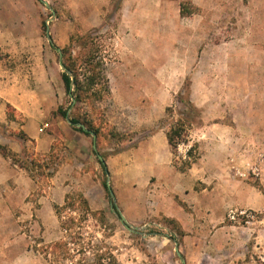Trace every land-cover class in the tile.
<instances>
[{"label": "rangeland", "instance_id": "obj_1", "mask_svg": "<svg viewBox=\"0 0 264 264\" xmlns=\"http://www.w3.org/2000/svg\"><path fill=\"white\" fill-rule=\"evenodd\" d=\"M86 34L97 37L110 95L73 112L59 61L70 39ZM0 91L21 93L29 107L39 103L43 134L59 136V125H67L58 109L90 120L99 130L97 153L105 159L135 151L147 158L152 151L139 147L151 139L159 144L190 107L187 142L175 154L169 147L171 165L176 170L191 147L196 157L182 191L147 186V203L129 211L116 201L119 211L111 209L105 191L102 208L91 210L78 187L67 190L56 211H35L69 156L60 138L44 155L33 143L25 146L15 166L37 188L22 200L17 184L0 183V264H95L99 257L102 264H181L174 248L184 258L182 233L152 216L169 211L175 194L176 201L183 199L179 211H226L228 225L249 229L250 254L264 264V0H0ZM22 125L0 99V147L27 142ZM83 137L97 161L91 137ZM81 171L106 181L100 168L83 165ZM118 213L139 234L128 232ZM69 219L64 231L61 222Z\"/></svg>", "mask_w": 264, "mask_h": 264}, {"label": "crops", "instance_id": "obj_2", "mask_svg": "<svg viewBox=\"0 0 264 264\" xmlns=\"http://www.w3.org/2000/svg\"><path fill=\"white\" fill-rule=\"evenodd\" d=\"M0 99L3 101L4 108L12 107L17 116L21 117L23 122L21 130L28 139L27 142L18 139L11 144L3 145V148H6L11 154L16 157L22 156L23 148L31 143H33V150L37 155L47 154L52 149L54 142L58 140L57 138H60L67 148L69 161L62 164L51 179V194L48 192L45 196L40 197V207L35 211H56L65 203L67 190L71 187H78L82 191L91 210L102 208V194L105 190L99 179L96 178L97 175L92 176L91 172L80 174L83 165H91L94 172H98L99 168L102 170L98 159L94 161L90 157L84 137L75 132L72 129L73 126L67 122L69 126L59 125V136L40 133L41 128L37 125L43 113L38 108L39 103L29 107L21 93L9 96L4 91H0ZM33 108L36 113L32 112ZM3 115L5 116L4 113ZM161 135L159 144H154V139H151L147 145L139 147L143 151H152L147 158L142 159L136 151L130 155L120 153L107 159L102 157L107 172L106 181L109 180L110 189L113 190L114 199L110 198L111 209L112 204L117 209L115 201L121 211H129L131 207H137L142 202L147 203L148 199L145 194L147 186L153 187L155 192L158 189L163 192L164 190L177 192L180 189L182 191L183 187L189 184L186 171L190 168L185 172H180L177 168L175 170L171 165L172 159L166 135L163 133ZM7 159L0 154V174L4 172L0 176V183L17 184L18 188H15V193L20 192L19 197L26 200L37 188V184L23 169L17 168L15 162H12L10 158ZM151 181L152 183H150ZM92 192H95L97 197H93ZM176 195L168 200L169 211H153L155 215L152 216L163 217L171 229L179 230L182 233L181 240L185 249V256L182 258L185 264H263L261 259L257 261L250 254L249 244L253 233L249 229L228 225L225 222L226 211H179L178 204L183 202V199L178 198L176 201ZM155 200L159 202L158 197ZM117 211L119 210L117 209ZM123 213L125 214V212ZM206 231L208 234L205 235Z\"/></svg>", "mask_w": 264, "mask_h": 264}, {"label": "trees", "instance_id": "obj_3", "mask_svg": "<svg viewBox=\"0 0 264 264\" xmlns=\"http://www.w3.org/2000/svg\"><path fill=\"white\" fill-rule=\"evenodd\" d=\"M96 39L97 37L94 38L91 34H86L76 39L71 38L69 47L62 52L61 63L65 68V72L61 74V80L66 96L75 103L73 112L76 109V105L83 103L88 104L93 101L102 100L103 98H108L110 95L108 81L105 76L104 59L101 55L102 51L99 50V45L97 44ZM73 43L78 50L75 55L72 53ZM66 72H69L72 75V79L67 75ZM190 109L191 108L189 107L187 111L179 113V119L171 124L165 133L167 144L174 154L176 153L179 145L185 144L187 142L186 129L187 126H189V122L186 121V118L191 112ZM73 112L68 117L67 110H57V113L62 118H69L73 126L72 129L75 132L83 136H89V132H93L96 134V136H98L99 130L92 125L90 120L76 117ZM166 112L172 114L170 109H167ZM78 123L83 124L86 128V131L74 127V125ZM194 149L195 147H191L186 153V158L179 160V167H177V169L180 172H185L196 161V157L193 156ZM0 150L4 151L6 153V157L10 158L11 161H15V155L11 154L9 151H7V149L0 147ZM100 165L104 175H106L107 172L105 165ZM102 187L107 193L108 191L105 182L102 183ZM84 204L86 205V202H84ZM83 212L87 215H93L91 211ZM72 223L73 222L71 219H69L67 222H61V229L67 231L71 227ZM101 259L102 257H99L95 264H102Z\"/></svg>", "mask_w": 264, "mask_h": 264}, {"label": "water", "instance_id": "obj_4", "mask_svg": "<svg viewBox=\"0 0 264 264\" xmlns=\"http://www.w3.org/2000/svg\"><path fill=\"white\" fill-rule=\"evenodd\" d=\"M42 3H43V5H44L45 7L49 8V6H48V4H47L46 2H43V1H42ZM51 12H52V16H54V12H53L52 10H51ZM46 38H47V40L49 41V43L52 44V41H51L50 36H49V28H48L47 24H46ZM57 53H59V55H60V51H59V50H57ZM59 66H60V68H61V71H62V72H65V68L63 67L61 61H59ZM66 73H67V75L72 79V75H71L69 72H66ZM70 111H71V109H69V110L67 111V115H69ZM66 122H67L69 125H72L69 119H66ZM74 127H76V128H80V129H82L83 131H86V129H85V127H84L83 124L78 123V124H75ZM89 135H90V137H91V139H92V142H91L92 150H93V152H95V155H96L98 161H99L102 165H104V161H103L102 157L97 153V148H96V134L93 133V132H89ZM106 187H107V190H108V193H109L110 198H111V199H114L113 193H112V191H111V189H110V186H109V180L106 181ZM112 207H113V204H112ZM118 214H119V213H118ZM119 218H120L121 224L124 226V228H125L128 232H130V233H134V234H139V231H140L139 228L132 227V226H130L129 224H127V222L125 221V219L123 218V216H122L121 214H119ZM174 252H175V255L178 257V259L180 260L181 264H185V262H184V260H183V258H182V256H181V254H180V252H179V248H178L177 245H176L175 248H174Z\"/></svg>", "mask_w": 264, "mask_h": 264}, {"label": "built area", "instance_id": "obj_5", "mask_svg": "<svg viewBox=\"0 0 264 264\" xmlns=\"http://www.w3.org/2000/svg\"><path fill=\"white\" fill-rule=\"evenodd\" d=\"M244 214H245L244 212H239V215H241V216H243ZM235 216H237L236 213H234L233 211H229L228 218L230 220H234Z\"/></svg>", "mask_w": 264, "mask_h": 264}]
</instances>
